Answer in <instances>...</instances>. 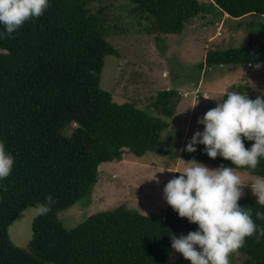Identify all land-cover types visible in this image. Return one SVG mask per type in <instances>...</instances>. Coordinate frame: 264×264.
<instances>
[{
  "label": "trees",
  "instance_id": "1",
  "mask_svg": "<svg viewBox=\"0 0 264 264\" xmlns=\"http://www.w3.org/2000/svg\"><path fill=\"white\" fill-rule=\"evenodd\" d=\"M93 1L50 0L39 18L26 22L12 38L0 39V140L16 157L12 174L0 181L6 186L0 188V264H166L174 251L167 232L187 235L198 228L169 204L161 219L126 205L96 212L70 229L58 218L82 199L91 202L103 162L121 161L126 153L161 152L162 133L175 115L171 101L176 89L160 91L142 108L116 101L100 86L105 57L119 51L105 37L115 13L104 5L93 12ZM131 2L132 14L147 22L150 33H181L207 10L200 0ZM213 5L233 18L264 15V0H213ZM261 62L264 21L250 30L245 46L209 52L200 67ZM188 142L180 149L184 161L195 158L264 177V159L254 170L240 168L220 156L210 158L203 144L187 152ZM244 143L248 148L254 141ZM48 195L50 210L34 219L27 247L17 246L9 227ZM238 203L252 209L254 222L264 228V219L256 217L264 205L247 196ZM237 251L264 264V237L259 242L255 235L246 237Z\"/></svg>",
  "mask_w": 264,
  "mask_h": 264
},
{
  "label": "rangeland",
  "instance_id": "2",
  "mask_svg": "<svg viewBox=\"0 0 264 264\" xmlns=\"http://www.w3.org/2000/svg\"><path fill=\"white\" fill-rule=\"evenodd\" d=\"M200 1L207 6L206 12L188 21L181 33H150L147 22L132 14L131 0L92 2L93 12L104 5L115 13L105 37L119 51L118 56L105 57L100 86L110 91L116 101H132L142 108H148L160 91L176 89L178 94L171 101L175 115L171 126L162 133L161 152H149L143 157L126 153L121 161L103 162L91 202L82 199L58 213L66 228L77 226L96 212L120 205L163 218L168 205L163 189L177 173L169 170H182L190 161L182 160L180 149L196 131L203 130L198 118L216 107L225 93L264 95V62L252 66L200 67L209 52L245 46L250 30L264 21V15L253 13L233 18L215 7L213 0ZM234 171L244 183L249 182L243 186V196L257 200L250 182L260 176L245 170ZM39 214L40 208L28 207L9 227V235L17 246L27 247L32 223ZM166 264H191V261L173 251ZM230 264L254 263L236 251L230 256Z\"/></svg>",
  "mask_w": 264,
  "mask_h": 264
},
{
  "label": "clouds",
  "instance_id": "3",
  "mask_svg": "<svg viewBox=\"0 0 264 264\" xmlns=\"http://www.w3.org/2000/svg\"><path fill=\"white\" fill-rule=\"evenodd\" d=\"M50 6V0H0V39L13 34L26 22L39 18ZM204 125L196 131L185 147L195 152L198 144L210 157L220 156L231 160L240 168L256 169L264 159V95L255 99L241 92H228L216 107L198 118ZM254 141L248 148L244 140ZM183 160V159H182ZM184 161V160H183ZM16 157L0 140V181L9 177L14 169ZM164 186L166 202L181 218L198 224V228L187 235L171 238V248L181 253L191 264H230V256L246 243V237L255 235L257 242L264 237V228L252 218V209L240 206L244 195V183L233 167L221 165L210 168L193 158ZM257 203L264 205V177L250 182ZM6 190V186L0 184ZM53 203L48 195L39 205L40 213L47 214ZM264 219V212L256 213Z\"/></svg>",
  "mask_w": 264,
  "mask_h": 264
}]
</instances>
